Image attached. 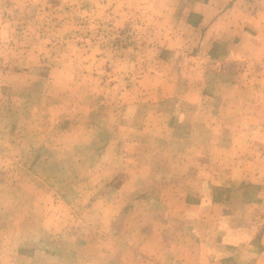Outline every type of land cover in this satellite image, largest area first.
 Segmentation results:
<instances>
[{
  "label": "rangeland",
  "instance_id": "374dc122",
  "mask_svg": "<svg viewBox=\"0 0 264 264\" xmlns=\"http://www.w3.org/2000/svg\"><path fill=\"white\" fill-rule=\"evenodd\" d=\"M153 1L0 0V264H18L19 255V264H60V251L66 253L62 264H141L136 247L141 219L151 220V226L158 217L165 220L154 231L166 241L172 237L177 223L172 226L170 217L159 214L157 203L170 202L168 193L177 182L197 186L199 181L170 178V162L169 172L156 168V160H166L161 151L182 150L171 143L178 132L160 129L155 118L161 107L135 93L147 70L143 47L157 31L162 38L173 35L189 4ZM223 63L221 74L229 83L223 88L248 92L246 101L258 107L256 117L264 127V62ZM194 84L190 89L199 87ZM174 87L175 82L167 89ZM225 133L229 139L219 153L210 154L218 160L259 159L242 164L259 183L216 179L221 185L212 198L225 207L212 212L213 220L229 223L226 228L214 223L210 230L245 237L257 233L259 242L237 257L238 263L251 264L250 247L264 252V130L253 132L255 140L248 145L240 142L243 134L238 140L240 131ZM196 138L206 137L197 132ZM211 166L215 176L219 164ZM161 174L169 177H157ZM192 193L176 197H187L188 204L210 197ZM141 203L150 208L141 211ZM247 219L263 225L240 228ZM144 247V256L158 254L152 237ZM227 248V254L237 252ZM159 260L149 261L162 264Z\"/></svg>",
  "mask_w": 264,
  "mask_h": 264
},
{
  "label": "crops",
  "instance_id": "0c3cea01",
  "mask_svg": "<svg viewBox=\"0 0 264 264\" xmlns=\"http://www.w3.org/2000/svg\"><path fill=\"white\" fill-rule=\"evenodd\" d=\"M157 1L159 0L153 2ZM180 2L189 4L185 13L180 16L182 25L173 35L169 32L170 34H164L163 38L162 33L155 32L151 42L143 47L148 52L144 60L147 70L139 80L142 89L136 92L135 96L140 99L145 97L143 100H146V103L149 99L155 101L157 110L161 107L162 110L156 112L155 118L160 129L178 132L172 137L171 143L181 146L182 150L174 151L171 155H165L164 151H161L160 156L165 157L166 160L163 158L156 160V168L169 172L168 162H170L172 168L170 178L199 182L197 186L195 181L177 182L173 190L168 193L172 195L169 197L170 202L161 200L157 203L159 214L170 217L172 226L177 223L175 231L174 229L172 231V237L166 241L165 237L159 235L165 220L161 223L158 217L151 226V220L141 219V234L136 247L140 246L141 264H155L149 261L153 259L156 261L161 259L162 264L165 260L167 264H244L237 261V257L241 255L239 251L247 250L250 243L259 242V237L257 233L246 237L244 234H213L210 229L214 223L220 228H226L229 222L216 221V218L215 221L213 220L212 212L219 209L222 211L225 203L213 201L212 192L213 189L217 190L216 186L221 185L215 181L216 179L225 182L238 180L240 183L250 180L252 183H259L257 182L259 176L254 173L249 174L247 167L242 165L258 163L259 159H250L251 157L243 155L238 158L236 156V161L232 158L221 160V157L218 160L210 153L215 151L219 153L217 148L223 146L224 141L229 139V134L225 133L227 131H240L238 140L243 134L245 137L240 142L248 145L247 141L255 140L253 132L258 129L264 130L262 125L259 126L256 117V113L259 114L258 107L254 105L251 107L250 102L246 101L249 93L223 88L229 83L227 78L222 76L223 62L256 64L264 62V0H180ZM159 18L155 16L154 20L157 28H159ZM160 62L172 69L167 71L160 69ZM178 63L181 69L175 70ZM193 81L194 86L199 83L197 89H190L193 88ZM174 82V89H167V86ZM150 83V89H143ZM216 83L220 89L212 86ZM208 84L210 89H205ZM250 94L255 95L254 92ZM228 99L234 101L230 102ZM255 124L258 126H254ZM143 129H148V126H144ZM197 132H204L206 138L199 140L200 138H196ZM213 163L219 164V170L214 171L215 176L211 172ZM225 163L226 165H223ZM237 164L241 166L238 167ZM161 176L169 177V175H157L160 178ZM149 182L152 181L147 178L145 184L148 188H150ZM158 189L160 190L156 186L155 194H158ZM161 192L164 193L163 189ZM181 193L200 196L207 193L210 197L200 198L188 204L187 197L184 200L176 197ZM254 201L260 202V196L257 195ZM147 208H150L147 203H141V211H146ZM201 215L207 218H200ZM195 217L197 219H194ZM193 221H197L199 225H192ZM261 222L260 219H247L239 226L258 229L263 225ZM155 228L160 230L154 231ZM192 230L196 232L195 235H191ZM151 231L155 232L154 237L148 236ZM151 237L158 250L155 257H148L147 251L145 256L143 254L144 242ZM261 242L264 243V235ZM244 243H247L245 247ZM227 245L235 248L237 252L233 255L227 254ZM249 249L252 253L251 264H264L262 258L264 252L260 249L258 251L256 247V250L251 247ZM63 253L60 251V264L66 255ZM21 257L23 258V255H19L18 261H22Z\"/></svg>",
  "mask_w": 264,
  "mask_h": 264
}]
</instances>
